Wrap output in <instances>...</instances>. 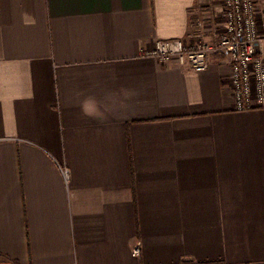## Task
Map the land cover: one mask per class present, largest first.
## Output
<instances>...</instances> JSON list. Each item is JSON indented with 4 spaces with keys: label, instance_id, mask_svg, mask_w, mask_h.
<instances>
[{
    "label": "crops",
    "instance_id": "crops-1",
    "mask_svg": "<svg viewBox=\"0 0 264 264\" xmlns=\"http://www.w3.org/2000/svg\"><path fill=\"white\" fill-rule=\"evenodd\" d=\"M221 11L0 0V264H264V108H236L219 53L142 55L214 44Z\"/></svg>",
    "mask_w": 264,
    "mask_h": 264
},
{
    "label": "built area",
    "instance_id": "built-area-1",
    "mask_svg": "<svg viewBox=\"0 0 264 264\" xmlns=\"http://www.w3.org/2000/svg\"><path fill=\"white\" fill-rule=\"evenodd\" d=\"M223 28L217 33L214 44L199 42L186 44L183 39H156L151 48L143 49L145 57L161 61H176L194 72L205 71L212 52L229 59V78L236 108L247 110L264 108V60L257 53L259 43L255 0H221ZM66 175V169H63ZM131 255H140V244L136 243Z\"/></svg>",
    "mask_w": 264,
    "mask_h": 264
}]
</instances>
